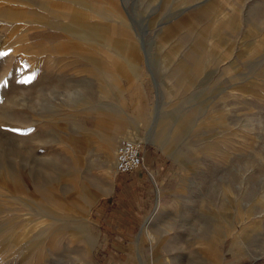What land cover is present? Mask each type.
Instances as JSON below:
<instances>
[{
	"label": "rangeland",
	"instance_id": "rangeland-1",
	"mask_svg": "<svg viewBox=\"0 0 264 264\" xmlns=\"http://www.w3.org/2000/svg\"><path fill=\"white\" fill-rule=\"evenodd\" d=\"M0 264H264V0H0Z\"/></svg>",
	"mask_w": 264,
	"mask_h": 264
},
{
	"label": "built area",
	"instance_id": "built-area-1",
	"mask_svg": "<svg viewBox=\"0 0 264 264\" xmlns=\"http://www.w3.org/2000/svg\"><path fill=\"white\" fill-rule=\"evenodd\" d=\"M142 161L138 141L130 137H121L114 148V166L117 171H128L136 168Z\"/></svg>",
	"mask_w": 264,
	"mask_h": 264
},
{
	"label": "bare ground",
	"instance_id": "bare-ground-1",
	"mask_svg": "<svg viewBox=\"0 0 264 264\" xmlns=\"http://www.w3.org/2000/svg\"><path fill=\"white\" fill-rule=\"evenodd\" d=\"M130 138H132V137H130ZM132 139H134L135 141H138V140L135 139V137L132 138ZM106 152H107V158H108V159L111 158L113 152H112L111 150H109L108 148H106ZM112 162H113V161H112ZM108 167L110 168V167H112V166L109 165ZM109 168H108V169H109ZM108 171H110V170H108Z\"/></svg>",
	"mask_w": 264,
	"mask_h": 264
}]
</instances>
